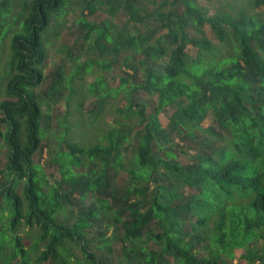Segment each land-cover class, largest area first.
I'll return each instance as SVG.
<instances>
[{
    "label": "trees",
    "instance_id": "obj_1",
    "mask_svg": "<svg viewBox=\"0 0 264 264\" xmlns=\"http://www.w3.org/2000/svg\"><path fill=\"white\" fill-rule=\"evenodd\" d=\"M199 1L0 0L2 264L17 256L30 264V253L34 264H233L239 250L246 264H264V19L249 13L264 0H223L236 12L228 7L212 15ZM71 6L80 12V40L98 59L78 65L68 81L117 63L124 76L117 88L101 76L89 86L96 98L89 120L102 122L105 109L117 118L107 132L94 129L106 144L100 137L97 144L70 142V127L62 126L67 151L55 161L61 180L51 185L33 160L48 147L40 100L61 96L55 89L64 78L60 66L36 91L47 82L42 34ZM97 11L109 17L88 21ZM121 13L125 21L118 24ZM205 25L216 42L206 38ZM142 95L156 98L150 113ZM161 114L168 115L165 128ZM209 117L212 125L202 127ZM67 217L74 222L66 224ZM21 226L35 232L28 253L16 233ZM94 232L92 249L87 236ZM3 235L12 247L4 259ZM112 245H119L114 263L98 255L112 253Z\"/></svg>",
    "mask_w": 264,
    "mask_h": 264
},
{
    "label": "rangeland",
    "instance_id": "obj_2",
    "mask_svg": "<svg viewBox=\"0 0 264 264\" xmlns=\"http://www.w3.org/2000/svg\"><path fill=\"white\" fill-rule=\"evenodd\" d=\"M161 1L163 0H159V2ZM149 3L145 5L147 10L151 9L152 6ZM199 3L201 6H204L209 10V15H212L214 11L220 9L224 11H229L228 7L233 8L236 12L237 8L236 4H234L232 1H229L226 5L223 0H213L212 3H207L203 0H200ZM65 12V15H63L62 17H58L55 20H51L49 28H47L46 31L42 34V36L44 37V50L46 52V59L43 65V71L44 76H47V82H45L43 87H41L40 89H36V91L46 89L51 82L50 73L58 69V67L60 66L63 67L64 81L61 87L59 86L57 89H55L56 91L61 93V96L56 93L54 96L47 95L46 98L40 100L44 113L40 133L43 136V145L48 147H45V150H43V152L37 153L33 159L35 165L42 166L43 171L45 173V178L49 181V184L51 185H56V183L61 180V172L58 166L55 165V161L59 157L61 151H67L65 143H63L64 138L62 133L65 130L64 127H70L69 135L67 137L68 139L73 138L69 140L70 142L74 141L78 143L97 144L100 135L94 133V129L101 128L103 131L107 132L113 120L117 119L114 114H111L110 110L105 109V114L103 115L104 119L102 122L101 119L95 123H92L89 120L88 113L93 110V104L96 102L95 96H93L89 92V86L93 84L97 77L101 76L104 80V83L107 84L110 88H117L119 85L120 77L124 76L123 69L117 63L112 67L111 70L106 72L103 71V69H98L96 68V66H94L91 69L90 73H87L81 80L74 78L72 81H68L70 80L68 79L69 76L73 74V71L78 65H82L88 59H98V55L95 50L89 49L87 44H84L79 38L81 35V31L77 20L80 18V12H78L74 6L67 8ZM249 13H260L262 19H264V7L260 8L257 11L250 10ZM106 17L109 16L107 14L100 13L97 11L93 16L88 17V21L100 22ZM114 21H116L118 24L125 21L123 13L119 14L116 17V20ZM203 31L208 40L216 42L208 25L204 26ZM80 46H82V49L80 48ZM80 50H82L81 55H79ZM108 59V57H104L103 61H106ZM71 93H74V95H71ZM117 99V107L120 109L124 108L126 106V100L124 99V96L120 94ZM141 99H143L147 105L146 112L150 113L156 105V98L153 96L144 97L142 95ZM79 103H82L83 105L81 110H78L77 107V104ZM159 121L161 126L165 128L168 123V115H159ZM57 122L60 127L56 126ZM90 123H92L93 126L89 128L88 126H91ZM208 125H212V117L207 118L202 123V127H207ZM0 129H4L3 126H1ZM103 135L104 134H101V136ZM198 137L200 136L198 135ZM99 139L102 144H106L103 138L101 139L100 137ZM219 144L222 145V143ZM6 153L7 147L3 144L0 139V185H3L5 183V179L7 176L4 175L5 163L7 161ZM177 158L181 163H185L188 161L189 155L178 154ZM80 170L76 169L77 172ZM125 179L126 176L120 178V184H123ZM21 189L22 187H19V194L21 192ZM42 190L46 192L48 191V187L45 185L42 187ZM2 202L4 203L3 200ZM86 204L87 206H91L93 204V201L87 200ZM1 213L2 211L0 210V214ZM6 213L9 214L8 212H4L3 214ZM1 218L2 215H0V219ZM217 218V216H214L212 217V219H210L209 226L211 229L214 227V223ZM60 219L63 220L64 215L60 214ZM73 222L74 218L67 217V222L65 223L69 225ZM16 233L22 239V247L24 248L26 253H28V248H30V246H32L33 242L35 241V232L33 230H30L26 226H21L19 230L16 231ZM10 235L11 238L12 236H16L14 235V232L10 233ZM87 238H89L93 243L91 244V248L95 249L94 243L96 242V233L94 232L90 234L89 236H87ZM4 239H8L6 235L2 238V240ZM209 242V240H206L204 242L205 247L209 244ZM9 243L10 240L8 239V241L6 242L7 246L4 249L3 259L4 257L6 258V255H10L12 252V247L9 245ZM71 247L73 248V253L79 258H81V255L79 254V249L73 245H71ZM116 247H119V245L114 246V251L112 253H109L107 250H103L102 252L97 253L103 258V260H109L114 263L117 262V254L115 253V250H117ZM42 249L43 246L41 245L39 251H41ZM200 253L202 256H206L208 252L202 249ZM241 254V250L236 252V258L233 260V264H246V262L240 260ZM28 258L30 259V264H34L35 255L30 253ZM21 262L22 257L17 256L12 261V264H21ZM0 264H2V259L0 260Z\"/></svg>",
    "mask_w": 264,
    "mask_h": 264
}]
</instances>
